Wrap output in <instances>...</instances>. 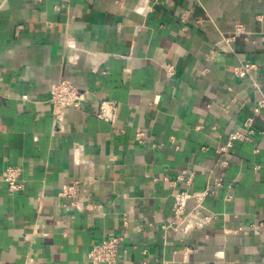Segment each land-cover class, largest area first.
Masks as SVG:
<instances>
[{"label":"crops","instance_id":"1","mask_svg":"<svg viewBox=\"0 0 264 264\" xmlns=\"http://www.w3.org/2000/svg\"><path fill=\"white\" fill-rule=\"evenodd\" d=\"M263 35L264 0H0V264H94L116 235L115 264H264ZM64 77L88 98L58 121ZM249 115L250 139L217 153ZM180 190L199 213L175 231Z\"/></svg>","mask_w":264,"mask_h":264},{"label":"built area","instance_id":"2","mask_svg":"<svg viewBox=\"0 0 264 264\" xmlns=\"http://www.w3.org/2000/svg\"><path fill=\"white\" fill-rule=\"evenodd\" d=\"M245 32L242 24H238L236 30L232 35H226L223 38L229 41L234 38L236 33ZM264 39V35L262 37ZM259 64L253 61H241L234 66V72L239 77L250 76L253 72L259 70ZM168 75H174L176 73V67L172 64L167 65ZM256 87L258 83L255 82ZM88 98V91L83 90L72 80L68 78H61L52 87L50 101L53 104V113L56 119L59 121L63 118L65 109L67 107H81L82 103ZM264 107V97L257 101L254 108V112H259ZM98 116L102 119L112 122L116 121V105L113 101L103 99L100 104V111ZM255 133L254 128V116L249 115L243 121L242 126L239 129L231 131L228 135L227 141L216 149L217 153L228 152L237 140H248ZM137 136L140 141L145 137V133L139 130ZM172 145L175 143V137H170L167 142ZM163 143H166L165 141ZM192 173L186 175V171L178 176V180L186 181L190 183L192 180ZM5 181L8 184L10 190H18L23 186V179L21 177L20 167L10 165L6 168ZM221 184V180L217 181V185ZM73 185L67 186L63 189L61 194H69L72 192ZM210 190L206 189L201 192L202 195L209 194ZM195 195L187 190L177 191L174 195L173 211L174 217L170 224L166 225V228H172L175 231L186 230L189 225L186 223L189 215L199 213L198 210H188L187 204L191 196ZM213 215H205L204 219L209 221L213 218ZM125 235H116L109 239H104L98 243H95L88 252V257L94 264H115L119 259V251L125 242ZM147 263V262H146Z\"/></svg>","mask_w":264,"mask_h":264}]
</instances>
